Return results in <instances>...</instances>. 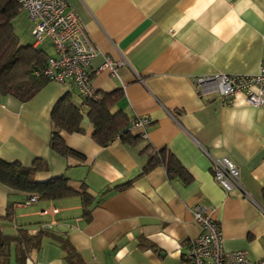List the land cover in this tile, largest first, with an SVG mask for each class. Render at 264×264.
<instances>
[{
	"label": "crops",
	"instance_id": "0c3cea01",
	"mask_svg": "<svg viewBox=\"0 0 264 264\" xmlns=\"http://www.w3.org/2000/svg\"><path fill=\"white\" fill-rule=\"evenodd\" d=\"M65 2L97 49L88 64L95 93L120 90L112 111H122L129 121L148 115V135L116 137L100 146L83 117L81 132H59L76 153L61 156L49 146L50 111L67 91L83 105L75 87L48 81L26 102L0 92V159L25 166L41 159L46 169L36 179L64 176L74 192L27 205L30 194L0 183V215L10 207L8 223L15 229L42 227L66 238L81 264H177L188 240L201 230L192 209L206 205L224 248L259 259L264 255V106L248 104L243 93L222 103L215 91L199 92L193 79L258 71L264 0ZM29 37L21 44L54 55L48 38L34 43ZM46 42L49 48L42 47ZM106 56L125 59L117 76L101 67ZM160 151L173 155L183 173L168 172L157 160ZM210 156L237 165L239 188L225 192L213 180ZM25 264L70 263L59 241L45 236Z\"/></svg>",
	"mask_w": 264,
	"mask_h": 264
},
{
	"label": "trees",
	"instance_id": "16d2710c",
	"mask_svg": "<svg viewBox=\"0 0 264 264\" xmlns=\"http://www.w3.org/2000/svg\"><path fill=\"white\" fill-rule=\"evenodd\" d=\"M19 11L15 0H0V92L20 102H26L51 80L42 73L47 54L30 44H21L13 30L12 21ZM120 95V90L100 95L95 93L93 96L80 95L83 105H77L69 91L62 94L50 111V148L61 156L75 155V151L65 145L59 132H81L83 117L88 119L92 126L91 137L100 146H107L116 137L137 138L138 133L128 129L131 120L129 121L120 110L112 111ZM157 160L164 164L168 172L183 173L182 167L170 153L160 151ZM45 169L46 164L41 159L34 160L29 166L18 161L0 159V183L27 194L36 193L40 199L63 198L74 193L67 186V178L64 176L38 181L37 173ZM81 198L86 203L84 192L81 193ZM87 212L85 210V213ZM10 215V207L4 215H0V264H8L11 248L14 249L15 264H25L29 251L38 250L45 236L59 241L70 264L76 261L81 264L70 242L62 236H54L47 229L38 227L34 232H30L21 227L17 228L15 233L6 234L3 225L10 220Z\"/></svg>",
	"mask_w": 264,
	"mask_h": 264
},
{
	"label": "built area",
	"instance_id": "2783aa9c",
	"mask_svg": "<svg viewBox=\"0 0 264 264\" xmlns=\"http://www.w3.org/2000/svg\"><path fill=\"white\" fill-rule=\"evenodd\" d=\"M15 1L32 23L30 33L33 42L40 43L48 38L52 44L54 55L47 57L43 75L51 81L71 83L82 96H93L95 91L88 64L97 49L75 13L65 10V0ZM124 64L123 57L112 60L106 56L101 67L108 68L111 75L117 76L118 68ZM193 81L199 92L215 91L222 103L229 102L237 93H243L248 104L264 106V57L256 73H213L196 76ZM150 125L149 116L141 115L130 121L128 129L146 138ZM210 162L213 180L225 192L240 187L235 163L227 157L212 156ZM37 199L36 193L30 194L24 204L34 203ZM210 211L211 208L206 205H196L192 209L193 218L200 224L201 230L188 240L177 264H264V255L253 260L246 250H226L219 225Z\"/></svg>",
	"mask_w": 264,
	"mask_h": 264
},
{
	"label": "rangeland",
	"instance_id": "374dc122",
	"mask_svg": "<svg viewBox=\"0 0 264 264\" xmlns=\"http://www.w3.org/2000/svg\"><path fill=\"white\" fill-rule=\"evenodd\" d=\"M24 12V11H23ZM19 12L13 19L12 21V25H13V30L15 32V34H20V39L19 42L20 43H24L26 42V40L30 39L29 34L30 33V24H29V18L27 16V14ZM31 22V21H30ZM32 24V23H31ZM25 35V37L23 36ZM28 38V39H27ZM32 38V37H31ZM33 40V39H32ZM46 43H44V45H42L43 48H49V45L47 46ZM14 224L12 223H6L3 225V230L4 232L7 234H11V233H15L16 229L13 226ZM32 255H35V251L34 254L33 252H31ZM8 264H15V257H14V249L11 248V252H10V258H9V262Z\"/></svg>",
	"mask_w": 264,
	"mask_h": 264
}]
</instances>
